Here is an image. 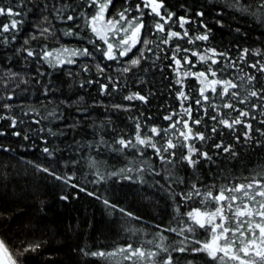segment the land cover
<instances>
[{
  "label": "trees",
  "instance_id": "trees-1",
  "mask_svg": "<svg viewBox=\"0 0 264 264\" xmlns=\"http://www.w3.org/2000/svg\"><path fill=\"white\" fill-rule=\"evenodd\" d=\"M136 2L138 0H129L133 7L129 18L138 15L134 10ZM23 3L26 15L0 16V26L10 23L13 18L23 20L16 30L0 32V132L5 133L0 136V147L9 149L0 150V240L5 241L18 264H133V260H125L123 255L92 257L85 256L80 250L114 252L132 244L146 252L158 251L157 244L170 245L184 239L176 233L165 231L162 235L167 239L163 242L160 240L162 229L187 226L183 213L189 210L181 206L179 212L176 211L180 197L177 195L173 200L171 193H180L186 184L172 183V177L165 179L168 176L165 169H170L174 176L187 183L191 182V169L179 163L162 165L148 147L116 151L120 145L115 141L123 137L135 143L137 122L141 125V136H151V127L167 126L169 122L163 120V116L172 110H179L176 87H169L176 78L173 71L175 66L170 68L171 60L164 58L171 55L177 44L182 49L201 54L208 48L227 51L230 58L237 61L238 67L229 69L224 78L246 84L247 74L254 70L239 61L238 57L244 48L264 52V0H238L235 7L229 6V0H164L168 11L176 15L165 25L164 33L155 35L152 34L155 32L154 22L159 18L145 15L144 21L152 29L146 38L154 42L144 48L146 59L141 61V65L123 75L119 69L128 66L123 61L138 56L139 52L133 49L128 57L117 63L104 59L101 51H95L96 45L101 49L106 46L88 28L86 21L95 9L89 8L85 0H23ZM18 4L19 0H0V6L20 10ZM65 5L68 7L64 8ZM127 6L125 0H113L107 15L115 17ZM241 8L247 10L241 11ZM57 9L63 11L58 12ZM200 11L204 13L203 17L195 15ZM68 15H73L75 19L66 21ZM180 16L194 23L185 24L181 29ZM201 22L211 29L208 41L195 39L205 31ZM45 28L49 31L43 32ZM69 29L73 35H66ZM185 29L188 37L174 38L167 45L160 43L169 30L183 34ZM89 38L96 41V45L90 43ZM189 39L193 43H189ZM112 42L115 43V40ZM157 44H160L159 49ZM65 48L69 51L64 52ZM84 48L92 51L93 55H71L72 50ZM148 48L152 51H148ZM27 51H32L34 55L27 56ZM45 52H51L52 56L45 59ZM58 59L65 62L57 64ZM68 59L75 62L68 64ZM191 59L196 62L198 57ZM257 59L264 62L261 57H247L248 63ZM97 64L104 69L103 72L97 68ZM205 67L197 63L192 71H201ZM241 76L245 77L243 82ZM109 77L116 82L118 90L112 91L111 95H101L99 85L108 84ZM90 80L93 83H88ZM185 84V91L198 88L194 79L186 80ZM247 87L251 88L252 85ZM236 91L241 96L245 94L244 87ZM133 92L148 95V103L123 99ZM192 94L196 95L195 92ZM9 96L13 99L9 100ZM115 104L128 106L127 110H116L112 107ZM193 107L195 109V105ZM238 107L247 110L250 104ZM231 115L236 116L237 113L232 112ZM252 115L256 116V120L249 116L247 122L252 123L254 130H264V125L259 124L264 119L260 110L253 111ZM196 116L194 110L193 117ZM13 119L17 122L15 128L10 127ZM194 130L203 131L204 128L197 126ZM13 132H20L21 135L15 136ZM25 135L28 139H24ZM176 135L173 136L174 140ZM254 135L256 139L264 141V137L255 131ZM225 139L226 142H234L231 137L226 136ZM44 147L55 150L53 158H48L42 152ZM197 147H200L199 143ZM237 151L239 156L235 159L217 158L221 167L212 166V169L221 173L218 177H210L208 170L201 165V179L208 183L215 180L220 184L227 183L224 177H228L235 183L237 181L233 177L249 176L258 165L264 164V146L252 148L242 144L237 146ZM29 161L44 167L54 163L57 175L72 179L66 185L46 173L37 172ZM122 168L132 169L124 173L133 178L131 181L119 176L109 178V173ZM156 172L160 174L156 175ZM100 176L104 179L100 180ZM73 184L78 187H71ZM161 185L167 191L162 190ZM79 187L96 193L101 199L80 192ZM61 196L68 199L62 200ZM104 199L117 207L106 206ZM119 209L132 215H125ZM185 235L191 240L190 233ZM197 238L203 240L205 234H198ZM36 245L39 247L35 251H25ZM172 255L174 258L181 257L180 264H186V260L205 264L207 260L203 254L193 256L172 252ZM166 256L167 253L161 252L154 258L155 264H160ZM136 264H151V261L146 259L136 261Z\"/></svg>",
  "mask_w": 264,
  "mask_h": 264
},
{
  "label": "snow or ice",
  "instance_id": "snow-or-ice-1",
  "mask_svg": "<svg viewBox=\"0 0 264 264\" xmlns=\"http://www.w3.org/2000/svg\"><path fill=\"white\" fill-rule=\"evenodd\" d=\"M236 2L238 0H229V6L235 7ZM85 3H87L89 8L95 9L94 13L86 21L88 28L96 39L102 41L106 46L101 49L96 45V41L89 38V42L96 45L95 51H101L104 59L116 61L117 63H120L122 58L128 57L129 53L133 52V49L139 52L138 56L123 61L128 66L119 69L122 75L141 65V61L146 59L144 48L154 42L146 38L152 32V29L151 26L146 25L144 21L145 15L159 18L154 22L155 32H152L153 35L164 33L165 25L172 21L176 15L168 11L164 0H138L134 7L138 15L131 18H129L128 14L133 11V7L129 0H125L128 6L118 12L115 17L107 15L109 8L113 5V0H85ZM17 7L20 10H16L13 7L0 6V16L22 17L26 15L23 12V0H19ZM67 7L68 5L64 6V8ZM145 9L148 11L145 12ZM246 10V8H241V11ZM57 11L60 12L63 9H57ZM195 15L203 17L204 13L200 11L196 12ZM44 19L46 20L47 17ZM74 19L73 15L66 17V21H73ZM178 21L181 29H184L185 24L194 23V21L184 16H180ZM22 23V19L13 18L10 23L0 26V32L16 30L18 25ZM217 23L220 24V21H217ZM201 26L205 31L203 34L197 35L195 39L208 41L211 29L203 22H201ZM47 31L49 29H43V32ZM236 31L239 32V29H236ZM119 33H123V35H118ZM66 35H73L72 30L69 29ZM188 35L189 33L186 29L183 34L169 30L166 37L161 38L160 43L167 45L174 38L178 40L184 39ZM33 38L35 37L33 36ZM113 40H115V43L112 42ZM188 42L193 43L191 39ZM25 43H28V41L25 40ZM138 45H142V47H137ZM157 48H160V44H157ZM147 50L152 51L151 48ZM63 51L68 52L69 49L65 48ZM160 51H163V49H160ZM208 53L211 54L209 55ZM33 55L32 51H27V56L31 57ZM71 55L92 56L93 53L88 48H84L82 50H72ZM249 55L264 58V52L259 50L252 52L247 48L241 49L238 60L244 62L254 72L247 74L246 84H238L231 78H224V74L229 69L238 67L237 61L232 60L227 51H217L215 48H208L204 54H201L190 49H182L179 44L175 45L171 55H166L164 58L171 60L170 68L173 65L175 66L173 71L176 78L169 87H176L175 97L179 101V110H172L169 114L163 116V120L169 122L167 126L163 128L158 126L151 127L149 129L152 133L151 136L142 137L141 125L137 122L135 143L132 140H125L123 137L115 141L116 144L120 145V148L116 149V151H122L129 147H148L153 150L155 157L162 165L167 166L179 163L191 169L190 183L174 176L170 169H165L168 172V176L165 179L172 177V183L178 185L186 184V187L180 193H175L174 191L171 193L173 200H175L177 195L180 197V204L177 206L176 211L179 212L181 206L187 207L189 210L183 213V216L187 218V226L180 229H162L159 234L160 240L163 242L167 239V237L162 235V232L165 231L176 233L183 236L184 239L170 245L157 244L156 248L158 251L148 252L140 247H133L132 244L120 247L114 252H88L81 249L80 251L85 256L110 257L119 254L123 255L125 260H133V264H136V261H144L146 259L150 260L151 264H155L154 258L163 252L167 253V256L160 264H180L181 257L174 258L172 255V252H177L193 256L203 254L207 258L205 264H264V164L258 165L249 176L233 177L237 181L235 183L231 182L228 177H224L225 180H228L227 183L217 184L215 180L208 183L201 179L200 175V166L202 165L208 170L210 177L220 176V172H213L212 166L221 167L217 163V158L224 157L225 160H230L238 157L237 146L239 145L243 144L252 148L264 146V141L256 139L254 135L255 131V133L264 137V130L261 128H255L254 130L252 123L246 120L249 116H251L252 120H256V116L252 115L255 110H260V115L264 116V62H262V59H257L255 62L248 63L247 57ZM51 56V52L44 53L45 59ZM191 57H198V59L193 62ZM159 58L157 57V59ZM64 62L58 59L56 63L61 64ZM74 62L72 59L66 61L68 64ZM49 63L52 64V61L49 60ZM197 63L205 65V69L192 71V69L196 68ZM96 66L101 72L104 71L99 64ZM143 70L146 71V69ZM239 70L243 71V69ZM85 71H87V68H85ZM255 73H259V77ZM188 79H194L198 84V88L185 91V81ZM108 80V84L99 85L101 95H111L112 91L118 90L116 82L111 77ZM240 80L243 82L245 77L241 76ZM88 83H93V81L90 80ZM95 83L99 82L96 81ZM256 84H259V87H256ZM247 85H252V87L249 88ZM110 86L111 91H109ZM241 87L245 89L243 96H241L239 91H236V89ZM47 92L48 89L46 88L45 95H47ZM193 92L196 95H193ZM253 98H255L254 101ZM8 99L11 100L13 97L9 96ZM123 99L129 102L140 101L145 104L148 103V95H142L140 92L130 93L124 96ZM186 103L187 106H185ZM249 104L250 108L247 110L238 107V105L247 106ZM193 105H195V109ZM5 107L10 106L5 105ZM112 107L116 110H127L128 106L115 104ZM222 109L229 111L223 112ZM194 110L197 113L196 118L193 117ZM232 112H236L237 115L232 116ZM208 121L212 123L209 124ZM16 123V120L13 119L10 127L15 128ZM259 124L264 125V119L260 120ZM197 126H202L204 130H194L197 129ZM237 126L240 127L238 128ZM177 133L178 135H176ZM12 134L15 136L21 135L20 132H13ZM3 135L5 133L0 132V136ZM174 135H176L175 140L173 139ZM226 136L231 137L234 142H226ZM155 137H159V139H154ZM24 139H28V137L25 135ZM210 141L211 143H209ZM197 143L200 144V147H197ZM178 149L179 151H177ZM0 150L9 151V149L2 147H0ZM137 150L140 151L139 148ZM42 152L48 158H53L55 150L44 147ZM141 155H143L142 151ZM29 163L33 164L37 172L46 173L55 180L63 181L66 185L72 179V177L57 175L54 170V163L50 167H44L33 161H29ZM126 171L131 172L132 169L126 170L122 168L118 172L113 171L109 173V178L119 176L123 180L131 181L133 179L131 176L124 175ZM140 171L143 170L141 169ZM155 174L159 175L160 173L156 172ZM99 179L103 180L104 177L100 176ZM140 182L144 183L143 180ZM156 183L159 184V181ZM71 187L77 188L78 186L73 184ZM160 187L162 190L167 191L163 185ZM79 191L86 192L89 196H95L96 199H101L96 193L87 192L83 187H79ZM60 199L67 200L68 197L61 196ZM103 203L112 208L117 207L110 204L107 199H104ZM119 210L125 215H132L125 212L124 209ZM157 227L159 228L160 226L157 225ZM185 233L191 234V240ZM198 234H205V239L197 238ZM191 245L197 246L193 247ZM37 247L39 245L33 246L31 249L26 248L25 251H35ZM0 264H18V260L9 250L4 240H0ZM186 264H194V261L186 260Z\"/></svg>",
  "mask_w": 264,
  "mask_h": 264
}]
</instances>
